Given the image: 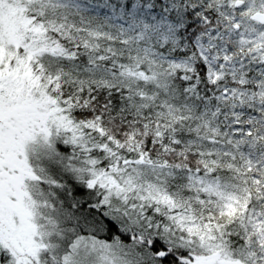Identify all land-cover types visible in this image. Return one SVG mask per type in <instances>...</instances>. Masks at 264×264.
<instances>
[{
    "label": "snow or ice",
    "instance_id": "obj_1",
    "mask_svg": "<svg viewBox=\"0 0 264 264\" xmlns=\"http://www.w3.org/2000/svg\"><path fill=\"white\" fill-rule=\"evenodd\" d=\"M0 264H264V0H0Z\"/></svg>",
    "mask_w": 264,
    "mask_h": 264
}]
</instances>
